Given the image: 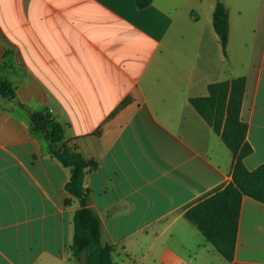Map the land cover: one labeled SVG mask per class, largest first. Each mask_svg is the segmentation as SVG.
Segmentation results:
<instances>
[{
	"label": "crops",
	"instance_id": "0c3cea01",
	"mask_svg": "<svg viewBox=\"0 0 264 264\" xmlns=\"http://www.w3.org/2000/svg\"><path fill=\"white\" fill-rule=\"evenodd\" d=\"M222 1L227 57L217 0H0V79L15 93L0 95V264H79L68 171L20 104L98 164L88 202L117 264H264L263 203L242 198L231 262L185 217L231 181V152L189 101L209 84L246 78L244 164L264 165V0Z\"/></svg>",
	"mask_w": 264,
	"mask_h": 264
},
{
	"label": "trees",
	"instance_id": "16d2710c",
	"mask_svg": "<svg viewBox=\"0 0 264 264\" xmlns=\"http://www.w3.org/2000/svg\"><path fill=\"white\" fill-rule=\"evenodd\" d=\"M136 2L138 7H145L150 0ZM212 25L227 57L229 16L222 0L216 2ZM245 90L246 78L237 77L211 83L207 87V95L189 100L231 152L232 173L231 181L226 185L189 205L185 217L227 262L233 261L235 255L242 198L249 196L264 204V165L249 170L244 164V159L253 152L246 139L248 125L241 119ZM0 95L15 98L11 84L6 80L0 79ZM20 105L29 111L33 130L44 135L50 156L68 171L64 189L69 197L65 205L69 206L73 201L79 205L72 218L69 260L79 264H117L114 260L116 247L103 242L100 218L88 202L86 179L98 168V164L69 147L60 122L47 113Z\"/></svg>",
	"mask_w": 264,
	"mask_h": 264
}]
</instances>
